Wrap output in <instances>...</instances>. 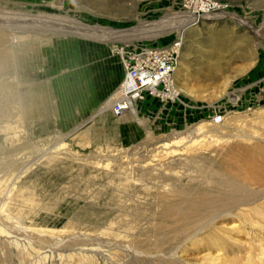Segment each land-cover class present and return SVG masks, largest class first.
<instances>
[{
	"label": "rangeland",
	"instance_id": "obj_1",
	"mask_svg": "<svg viewBox=\"0 0 264 264\" xmlns=\"http://www.w3.org/2000/svg\"><path fill=\"white\" fill-rule=\"evenodd\" d=\"M192 9L210 10L204 15L207 19L214 13L234 14L245 24L222 16L212 21L202 16L199 20L204 26L193 25L182 32V37L179 26L186 21L182 14L191 16ZM0 13L9 14L12 19L43 17L47 22L40 31L14 30L0 44V180L10 170L18 172L23 163L35 165L37 162L32 160L55 143H66L67 151L87 157L88 162L105 163V175H100L102 169L94 163L86 162L87 166L60 162L62 154H48L47 160L32 166L34 185L24 182L26 176L20 178L19 184L14 185L11 205L12 214L28 226L54 231L68 227L98 231L99 227L88 224L94 221L91 218L80 226L62 213L69 201L78 209L90 208L91 217L107 228L110 221L124 218L119 212L122 205L137 195L138 201L150 205L154 198L144 195L143 189L153 195L158 189L187 186L189 176L179 174L181 169H175V177L166 170L163 179L152 180L150 175L141 176L138 167L166 163L169 158L160 156L168 150L159 147L188 136L198 125L203 135L188 137V141L180 140L175 145V149L187 154L182 156L205 157L216 165L227 163L235 169L227 171L230 181L252 189L264 188V183L252 185L256 175L257 180L264 182V150L251 154L244 151L255 145L264 149V0H0ZM174 23L179 29L154 35L157 25ZM65 25L70 29L79 25L95 34L59 31ZM149 29L153 31L149 36L129 37L133 31L148 34ZM98 31L105 34L97 35ZM179 37L181 56L169 84L179 93L178 100L160 103L146 98L120 117L108 110L98 112L123 75L120 59L112 52L114 45L150 50L169 47ZM215 114L224 117L219 126L211 124ZM204 134L222 139L236 134L244 137L211 145ZM231 146L240 147L239 152L221 157ZM118 166L132 170L135 177L117 175ZM237 171H241L240 176ZM247 180L253 182L248 184ZM123 183L133 188L123 193ZM29 208L35 209L34 214ZM12 235L23 240L20 234ZM36 244L33 249L38 251L30 252V248L28 254L16 249L8 254L1 247L0 264H78L76 256L70 260L59 257L70 252L56 243L44 241L37 244L39 247ZM96 247V252L91 253L96 255L95 264H112L107 248ZM197 247L187 253L188 259L200 256L197 252L201 249ZM230 252L228 259H235L236 263L239 257H245L238 249ZM44 254L46 260L39 262Z\"/></svg>",
	"mask_w": 264,
	"mask_h": 264
},
{
	"label": "bare ground",
	"instance_id": "obj_2",
	"mask_svg": "<svg viewBox=\"0 0 264 264\" xmlns=\"http://www.w3.org/2000/svg\"><path fill=\"white\" fill-rule=\"evenodd\" d=\"M8 15L9 14L3 15L0 13V40H2L0 44L5 43V36L10 37L14 30L40 31L45 28L47 23L43 20V17L32 18V16H27L19 18L20 16H17L12 19V16L8 17ZM186 15L182 14V19L184 18L186 21H183V24L179 26L181 30L179 35L182 37V32L184 30L196 24H203V22L199 20L202 16L196 17L192 14L191 17L189 14ZM208 16L210 18L207 19L206 16H204V18L206 17V20L212 21L222 16V18L234 19L239 23L245 24L234 14L228 16L226 13H214ZM169 24L167 26H162L160 24L161 26L159 27L157 25L153 30L157 31L154 35L160 36L168 34L178 28L176 23H174L175 25ZM60 30L87 36L95 34L91 29L79 25L76 29H70V27L65 25L64 28L60 27L59 31ZM148 31L151 30L149 29ZM153 31L148 34L133 31V34L131 33L129 37H133L135 34L136 36L140 34V37L149 36L153 34ZM98 32L99 34L97 35L105 34L102 31ZM182 37L178 38V40H181V43ZM180 56L181 54L179 58ZM177 62L178 61L173 62L169 84L176 72ZM109 106L110 102L108 99L98 112L102 113V110L109 111ZM132 109H134V106H132L127 113H130ZM202 133L203 129L201 125H198L195 131L191 132L188 136L178 138L175 142L162 144L159 148L169 151L163 153V156H160L161 158H169L166 163L158 162L154 165L148 163L147 165L141 166V160L138 162L140 165L138 170L142 171L141 173L139 172L140 175L144 177L150 175L152 180L156 178L163 179L166 170L171 171L170 176L172 177L175 175L174 173L177 172H174L176 168L181 169L180 171L182 172H178L179 174L182 173L184 175L187 173L185 177L189 176L187 177V186H174L170 189L162 190L156 189L157 192L155 193L154 191L155 194L153 195L149 194L150 190L147 191V189H143L144 195L153 196L152 198H154V200L150 202V205L141 203V200L138 201V198H140L138 195L133 199L130 198L132 200H129L126 205H122L119 211L124 214V218L110 221L107 228H102L103 226L100 225V222L95 217H91L90 208L82 207L78 209L73 205V202L71 203L72 200L69 201V205L72 207L68 205L67 209L61 210L62 213L67 218L77 221L80 226L83 225L85 221H90L91 218L94 221L88 224L99 227L98 231L93 232L83 227L78 231L77 227L61 228L56 231L34 228L24 223L17 215L12 214L11 205L14 185H16L23 176H26L24 180L25 183L34 185L35 181L32 176L35 175V172H32L30 168L47 160L48 154H62L60 156V162L63 160L78 163L88 162L87 157H85L86 159L80 158L76 154L67 151L68 149H65L67 146L66 143H55L52 147L44 149L34 161L32 160V162H37L35 165H33V163L24 165L23 163L22 168L19 171L17 170L18 172L14 171L15 173H12L10 170L0 180V249L1 247L3 249L5 248L7 252H12V249H16L24 253L27 252L28 254V250L34 248V243L41 244L44 241H51L63 248V251L70 252L66 256L60 255L59 257H67L68 260H70L76 256L78 258V264H95L96 255L91 253L96 252L95 250L97 249H93L96 246V248L104 246L107 248V256L110 257L112 264H264V188L252 189L243 186V184L239 185L230 181L227 171H231L232 169L235 171V169L229 168L230 165L227 163L222 164L220 162V164L216 165L214 160L205 157H184L182 156L185 154L183 150L178 147L175 149V145L178 144L180 140L188 141V137L195 139V137L203 135ZM243 137L244 135L236 134L228 139H222L217 135L204 134V139L211 145H215L219 142L226 144L229 142V139H239ZM169 147L174 148L171 149ZM239 149L240 147L238 146L227 147L221 154V157L235 155V153L239 152ZM256 150L258 151L257 153H259L264 149L255 145L254 149H245L244 151L251 154ZM153 151L155 150L153 149ZM246 152L243 153L245 154ZM241 156L243 155L241 154ZM246 160L249 162L248 159ZM88 163L93 164L94 162ZM94 164L97 168L99 167L102 169L99 170L100 175H105L104 161ZM148 165H151V167H146ZM240 172L238 173L237 171L238 175ZM116 173L126 179L135 177L132 170H125L121 166H118ZM257 176L259 175H256V177ZM256 177L255 179L252 177V179L255 180V184L252 183V180L249 183L247 180V183H252L254 186L258 184L260 186L261 183H264L257 180ZM131 180L133 179L131 178ZM177 183L179 182L177 181ZM125 185L126 183L120 185V190L123 193L127 192L126 190L129 188H133L130 185ZM29 209L30 213L34 214L35 209ZM18 211H23V208L18 209ZM217 222H219L220 225L215 226ZM12 234H20L23 236V240L19 241L17 239L19 236L12 237ZM201 235H204V238L201 237ZM104 237L105 239L107 238V240H102ZM200 237L201 239H199ZM241 239L244 241H241ZM92 241H94V243H92ZM198 242L200 246L197 245ZM74 247H77L76 250H73ZM78 247L80 248L78 249ZM195 247L201 249V252H197L198 249L193 250H196L197 254H200V256H198L197 259H188L187 253ZM237 249L242 251L245 257L243 260L239 257V262L236 263L234 262L235 259H228L227 253H229V251L233 253ZM21 251L20 253L22 254ZM35 251L37 252L38 250ZM35 251L33 249L30 252ZM41 251L45 250L42 249ZM73 251L74 253H71ZM46 257V254L41 255L40 258L38 257V261L46 260Z\"/></svg>",
	"mask_w": 264,
	"mask_h": 264
},
{
	"label": "built area",
	"instance_id": "obj_3",
	"mask_svg": "<svg viewBox=\"0 0 264 264\" xmlns=\"http://www.w3.org/2000/svg\"><path fill=\"white\" fill-rule=\"evenodd\" d=\"M193 16H203L211 13L210 10L199 11L192 9ZM191 11V12H192ZM181 40H174L166 48L127 49L114 45L112 51L120 59L123 77L108 97L109 112L114 117H120L129 112L135 103L146 98L155 99L160 103H171L179 99V93L174 86H169L173 62L179 61ZM224 122V117L215 114L211 124L219 126Z\"/></svg>",
	"mask_w": 264,
	"mask_h": 264
},
{
	"label": "crops",
	"instance_id": "obj_4",
	"mask_svg": "<svg viewBox=\"0 0 264 264\" xmlns=\"http://www.w3.org/2000/svg\"><path fill=\"white\" fill-rule=\"evenodd\" d=\"M121 68H122V67H121ZM113 72H114V74H117V72H115V70H113ZM122 77H123V75H122ZM122 77H121V79H122ZM121 79L119 80V82L121 81ZM119 82H118V84H119ZM96 88H97V87H96ZM112 93H113V92H112ZM112 93H111V94H112ZM111 94H110V95H111ZM110 95H109V96H110ZM109 96H107L106 99H108ZM104 112H105V111H104Z\"/></svg>",
	"mask_w": 264,
	"mask_h": 264
}]
</instances>
